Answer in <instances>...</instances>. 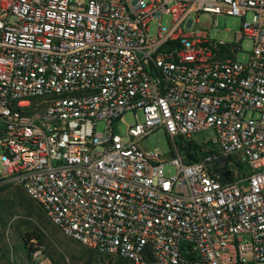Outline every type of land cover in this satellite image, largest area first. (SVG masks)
Returning <instances> with one entry per match:
<instances>
[{"label":"built area","instance_id":"built-area-1","mask_svg":"<svg viewBox=\"0 0 264 264\" xmlns=\"http://www.w3.org/2000/svg\"><path fill=\"white\" fill-rule=\"evenodd\" d=\"M201 13L242 19L234 48ZM158 130L202 153L143 151ZM0 149V178L89 250L264 264V0H0Z\"/></svg>","mask_w":264,"mask_h":264},{"label":"rangeland","instance_id":"rangeland-1","mask_svg":"<svg viewBox=\"0 0 264 264\" xmlns=\"http://www.w3.org/2000/svg\"><path fill=\"white\" fill-rule=\"evenodd\" d=\"M195 17V16H194ZM249 16L245 18L249 21ZM196 29L206 32L213 41L232 44L236 34L240 32L242 19L233 16L212 15L201 13L197 16ZM170 18L164 16L162 25L170 27ZM148 33L154 37L157 33V23L150 22ZM251 51V43L244 38L240 43V51L235 60L245 63ZM132 123V114L124 115L120 123L113 125V132L124 137L126 127ZM104 123L99 122L96 131L101 132ZM209 134H196L194 139L206 137ZM180 146L179 139L173 141L163 130H158L139 142V147L145 152H158L160 159L170 162L175 156L173 142ZM0 149V153H1ZM165 174L170 177L175 174V168L167 163ZM2 166L0 163V177ZM16 183L2 180L0 182V264H118V257L99 254L63 236L43 212L41 207L31 200ZM31 238V243L37 247L39 254L28 255L23 247V240ZM126 261V260H125ZM127 264H130L128 261Z\"/></svg>","mask_w":264,"mask_h":264},{"label":"trees","instance_id":"trees-1","mask_svg":"<svg viewBox=\"0 0 264 264\" xmlns=\"http://www.w3.org/2000/svg\"><path fill=\"white\" fill-rule=\"evenodd\" d=\"M231 48H234L235 45L232 43V44H229ZM230 48V49H231ZM180 146L179 148L181 149V151H183L184 155H185V158L186 160L188 159H195L199 154L202 153V148L201 147H198L197 145H193V143L189 142L187 143L186 145L183 143V140L180 139ZM2 181V179L0 178V182ZM27 203L28 204H31V200H27ZM0 226H1V223H0ZM23 247L24 249L26 250V253L28 255H31L33 254L35 251L39 250L37 247H34L33 243H31V238L30 237H27V239H24L23 240ZM1 251V249H0ZM118 259V264H127L124 259L122 258H117Z\"/></svg>","mask_w":264,"mask_h":264},{"label":"water","instance_id":"water-1","mask_svg":"<svg viewBox=\"0 0 264 264\" xmlns=\"http://www.w3.org/2000/svg\"><path fill=\"white\" fill-rule=\"evenodd\" d=\"M218 162H220V160H218L217 163H218ZM228 175H229V171H227V172H225V173L223 174L224 177H227Z\"/></svg>","mask_w":264,"mask_h":264}]
</instances>
